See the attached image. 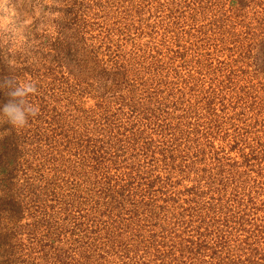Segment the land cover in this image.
I'll list each match as a JSON object with an SVG mask.
<instances>
[{
    "label": "rangeland",
    "instance_id": "374dc122",
    "mask_svg": "<svg viewBox=\"0 0 264 264\" xmlns=\"http://www.w3.org/2000/svg\"><path fill=\"white\" fill-rule=\"evenodd\" d=\"M249 32L264 36V0H0V80L33 82L29 100L39 108L23 130L0 121V142L9 137L13 157L8 174L0 170V264L115 263L101 230L117 218L96 204L105 200L94 184L101 179L87 182L77 169L72 134L77 116L106 98L94 85L97 61L140 55L161 76L201 80L261 71L254 53L242 57ZM8 99L0 89V107ZM122 218L137 231L156 225L141 212Z\"/></svg>",
    "mask_w": 264,
    "mask_h": 264
},
{
    "label": "trees",
    "instance_id": "16d2710c",
    "mask_svg": "<svg viewBox=\"0 0 264 264\" xmlns=\"http://www.w3.org/2000/svg\"><path fill=\"white\" fill-rule=\"evenodd\" d=\"M251 36L242 57L254 53L261 71L201 80L161 76L140 55L97 61L94 85L106 98L77 116L72 134L77 169L101 179L106 201L96 204L117 218L101 230L114 264H264V36ZM9 140L0 142L5 175ZM131 212L155 228L131 229L122 218Z\"/></svg>",
    "mask_w": 264,
    "mask_h": 264
},
{
    "label": "clouds",
    "instance_id": "9594fccd",
    "mask_svg": "<svg viewBox=\"0 0 264 264\" xmlns=\"http://www.w3.org/2000/svg\"><path fill=\"white\" fill-rule=\"evenodd\" d=\"M24 24L28 25L27 19L24 20ZM8 65L14 67L13 60H8ZM0 89L6 90L9 97L0 107V121L11 125L16 131L23 130L29 124V117L39 114L38 106L29 100V96L37 91L35 84L30 80L21 82L15 77H5L0 80Z\"/></svg>",
    "mask_w": 264,
    "mask_h": 264
}]
</instances>
